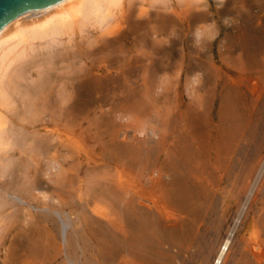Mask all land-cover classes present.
<instances>
[{
    "label": "rangeland",
    "instance_id": "obj_1",
    "mask_svg": "<svg viewBox=\"0 0 264 264\" xmlns=\"http://www.w3.org/2000/svg\"><path fill=\"white\" fill-rule=\"evenodd\" d=\"M208 3L214 12L213 0ZM135 8L131 21L145 22L144 27L130 33L127 22L118 12L108 25L90 26L69 40L61 37L50 50L38 47L32 53L27 52L17 65L18 77L11 85L14 114L9 123L17 137L15 152L19 153L15 157H4L5 165L0 169L7 180L4 190L12 196L0 197V203L5 204L3 213L8 216L1 224L0 235L5 239L9 234L0 245V264L9 247L8 241L16 234L24 244L36 249L34 258L18 251L17 264H46L55 256L56 248L60 253L50 264H120L119 242L124 228L120 202L127 190L135 187L136 166L129 156L116 155L112 140L136 150L149 149L157 96L161 113L165 114L167 101L174 92L184 95L180 45L174 38L178 24L153 20L150 14L154 10L148 5L137 3ZM140 8L146 9L142 17L137 13ZM113 22H119L121 32L134 39L133 48L127 44L129 39L123 41V36L110 45L100 41L101 33L105 38L110 37L107 34ZM202 23L209 21L204 19L197 25ZM162 30L165 32L161 33ZM185 30L186 47L195 48L194 28L188 26ZM166 32H171L175 51L159 59L161 70L156 72L144 66L157 59L145 47L155 35L166 36ZM128 60L137 61L139 65L131 67ZM41 77L45 80L41 82L43 93L36 90ZM65 91L71 92V110L66 119H58L57 137L49 138L43 131L35 134L27 124L31 120L22 121L27 116L24 113L27 105L39 111L49 97L51 110L60 111L65 106L62 97ZM259 104L251 119L254 132L231 154L228 177L220 187H212L209 198L182 210L165 208L163 213L160 210L145 214L157 238L156 241L141 238L139 249L152 260L150 264H214L235 225L223 264H264V175L249 198L245 185L248 174L252 182L255 180L257 168L254 166H258V158L264 157V96ZM24 122L28 125L26 129L22 128ZM139 132L143 134L138 136ZM28 148L30 155L24 153ZM41 153H50L55 160L43 158ZM36 156L43 162L35 165L32 160ZM32 180H37L44 188L40 199L33 202L21 195L22 185L29 186ZM32 208H47V212L36 214ZM168 215L172 217L170 221L166 219ZM128 230L136 234L131 226ZM105 231L114 237L111 244L115 255L111 259H106L107 254L100 246L105 241Z\"/></svg>",
    "mask_w": 264,
    "mask_h": 264
},
{
    "label": "bare ground",
    "instance_id": "obj_2",
    "mask_svg": "<svg viewBox=\"0 0 264 264\" xmlns=\"http://www.w3.org/2000/svg\"><path fill=\"white\" fill-rule=\"evenodd\" d=\"M118 2L119 0H63L54 5L27 11L0 28V169L5 165L2 162L4 157H15L19 153L15 152L18 146L15 141L17 137L9 123V118L14 114L11 110L14 97L11 85L17 80L19 72L17 65L23 61L26 53H32L38 47L50 50L57 45L59 38L67 37L69 40L72 35L82 33L90 26L104 24L106 26L114 20L118 12L127 22L131 33L132 30L146 25L145 22L131 21L136 4L148 5V8L154 10L150 14L153 20L178 24L176 26L179 29L174 32L177 34L174 38H177L180 45L184 95L174 92L173 97L167 101L165 114L161 113L162 109L158 106L160 98L157 96V105L152 116L153 125L149 131V149L136 150L129 145L112 140V150L120 158L129 156L136 166L135 187L133 190L125 191L126 195L120 202L124 220L118 252L121 256L120 264H150L152 260L139 249L140 242L143 238L152 241H156L157 238L149 228L145 214L151 215L156 211L163 213L165 208L182 210L190 204L202 203L204 198H209L208 192L212 190V187L219 186L227 179L231 154L247 140L251 132H254L255 125L251 123L252 115L264 96V0H226L219 11L212 12L209 7V12L214 13V16L197 10L204 7L199 0H124L122 7H116ZM135 16L138 17V14ZM225 16L232 19L229 27H225L222 23ZM204 19L209 22L212 19L217 21L219 36L211 44L201 41L203 51L198 47H186L184 30L188 26H192L195 30L197 24ZM121 30L122 28L110 31L107 34L110 37L107 38L101 33L100 41L110 45L123 36V41L126 38L129 39L127 44L133 48L134 39L129 37L130 34H123ZM105 32L104 35H106ZM163 32L165 31L162 30L161 33ZM171 37V32L166 36L155 35L151 44L144 46L157 58L148 65L144 64L146 68L156 72L161 70L158 68L159 59L171 54L176 44ZM127 64L131 67L139 65L133 60H128ZM196 72L202 73L203 83L199 89L193 91L187 77ZM42 80L45 81L41 77L40 83L36 84V90L40 92L44 89ZM62 97L65 106L60 111L51 110L49 97L39 109V115V111H33L32 105L28 104L24 112L27 116L22 121L27 118L31 120L27 124L35 131V134L43 131L49 138L57 137L58 119L60 117L66 119L71 110L69 103L71 92L65 91ZM25 122L22 124L24 129L28 127ZM142 134L139 132L138 136ZM30 152L29 148L24 150L26 155H30ZM37 157L32 160L35 165L43 162ZM41 157L50 161L55 160L50 153H41ZM258 159V166H254V169L257 168L255 180L252 182L249 174L245 179V185L249 191L248 198L257 190V182L264 175V157ZM6 183L7 180L2 171L0 172V197L12 198L4 190L3 186ZM29 183L30 187L22 185L21 195H25L29 201L33 202L40 199L39 195L43 194L44 188L37 180ZM18 200L22 202L21 199ZM4 207L5 204L0 203V231L1 224L8 218L7 214L3 213ZM32 209L36 214L47 212V208ZM241 215L242 211L238 220ZM171 218L169 215L166 217L168 221ZM32 224L37 230L36 223L32 221ZM64 226L69 227L66 224ZM130 226L134 228L135 235L128 230ZM235 228L236 225L223 244L214 264H223L226 259ZM38 232L41 231L38 230ZM8 235L5 239L0 235V245L5 242ZM16 236L17 234L8 241L9 247L5 250L3 264H17L19 261L17 255L20 250L28 257L34 258L36 254L33 246L24 244L22 240H19V236ZM110 236L107 233L104 236L106 238L103 239L105 241L100 245L107 254L106 259H111L110 257L115 255L111 244L114 237ZM158 245L161 246V243ZM59 253L60 249L56 248L54 257ZM54 257L52 260H55ZM52 260L46 264H50Z\"/></svg>",
    "mask_w": 264,
    "mask_h": 264
},
{
    "label": "clouds",
    "instance_id": "obj_3",
    "mask_svg": "<svg viewBox=\"0 0 264 264\" xmlns=\"http://www.w3.org/2000/svg\"><path fill=\"white\" fill-rule=\"evenodd\" d=\"M199 2L204 5V7L197 9L198 11L208 12L210 16H214V13L209 12L210 5L208 3V0H199ZM213 2L215 4L216 10L219 11L226 3V0H213ZM123 3L124 0H119L116 7H122ZM145 11L146 9L140 8L139 16L142 17ZM231 20L232 19L230 17H226L222 20V23L225 27H229L231 26ZM121 28L122 25L119 22H113L110 31H115ZM193 35L195 38V46L200 48L201 51H203L204 49L201 47V41H206L208 44H211L213 41H215L219 36V25L215 19H212L209 23H202L197 25ZM187 80L193 91H195L196 89H199L202 86V73L196 72L191 76L187 77Z\"/></svg>",
    "mask_w": 264,
    "mask_h": 264
},
{
    "label": "water",
    "instance_id": "obj_4",
    "mask_svg": "<svg viewBox=\"0 0 264 264\" xmlns=\"http://www.w3.org/2000/svg\"><path fill=\"white\" fill-rule=\"evenodd\" d=\"M60 1L63 0H0V28L18 15L54 5Z\"/></svg>",
    "mask_w": 264,
    "mask_h": 264
}]
</instances>
